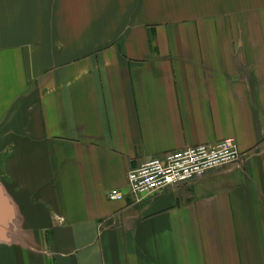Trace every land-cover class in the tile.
Listing matches in <instances>:
<instances>
[{
  "label": "crops",
  "instance_id": "crops-1",
  "mask_svg": "<svg viewBox=\"0 0 264 264\" xmlns=\"http://www.w3.org/2000/svg\"><path fill=\"white\" fill-rule=\"evenodd\" d=\"M222 138L237 160L108 197ZM0 264H264V0H0Z\"/></svg>",
  "mask_w": 264,
  "mask_h": 264
},
{
  "label": "built area",
  "instance_id": "built-area-1",
  "mask_svg": "<svg viewBox=\"0 0 264 264\" xmlns=\"http://www.w3.org/2000/svg\"><path fill=\"white\" fill-rule=\"evenodd\" d=\"M239 157L232 138L200 142L154 154L126 173V190L111 188L108 197L122 199L127 193L138 198L190 181Z\"/></svg>",
  "mask_w": 264,
  "mask_h": 264
}]
</instances>
